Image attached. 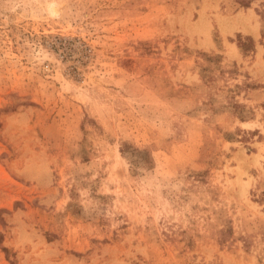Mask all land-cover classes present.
Here are the masks:
<instances>
[{"label":"rangeland","instance_id":"374dc122","mask_svg":"<svg viewBox=\"0 0 264 264\" xmlns=\"http://www.w3.org/2000/svg\"><path fill=\"white\" fill-rule=\"evenodd\" d=\"M0 264H264V0H0Z\"/></svg>","mask_w":264,"mask_h":264},{"label":"trees","instance_id":"16d2710c","mask_svg":"<svg viewBox=\"0 0 264 264\" xmlns=\"http://www.w3.org/2000/svg\"><path fill=\"white\" fill-rule=\"evenodd\" d=\"M241 7L243 8H247L250 6L251 2L253 0H235ZM238 46L240 48V50L245 53L248 50H252L253 49V42L250 39H245L243 41H241L240 36H238Z\"/></svg>","mask_w":264,"mask_h":264},{"label":"bare ground","instance_id":"6f19581e","mask_svg":"<svg viewBox=\"0 0 264 264\" xmlns=\"http://www.w3.org/2000/svg\"><path fill=\"white\" fill-rule=\"evenodd\" d=\"M54 11H56V9H54Z\"/></svg>","mask_w":264,"mask_h":264}]
</instances>
